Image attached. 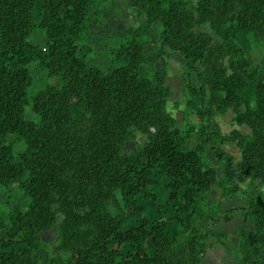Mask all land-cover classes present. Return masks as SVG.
I'll return each instance as SVG.
<instances>
[{"label": "trees", "instance_id": "16d2710c", "mask_svg": "<svg viewBox=\"0 0 264 264\" xmlns=\"http://www.w3.org/2000/svg\"><path fill=\"white\" fill-rule=\"evenodd\" d=\"M105 3L0 0V186L18 184L32 201L27 210L10 202L0 219V264H203L205 240L218 236L213 227L232 219V210L210 213L206 205L216 185L223 197L248 196L244 211L254 227L237 260L264 264V79L234 35L239 28L253 47L264 45V0H131L147 21L118 37L106 71L83 52ZM206 23L212 33L195 31ZM155 24L161 47L181 53L197 77L186 83V115L196 114L207 134L177 126L167 109V73L146 69ZM32 63L61 86L33 94ZM242 104L237 126L223 135L218 117ZM145 128L148 142L139 146ZM12 136L25 145L20 153ZM226 140L242 150L239 169L218 150ZM159 187L170 190L167 220L143 216L135 204L157 201ZM20 239L26 244L13 250Z\"/></svg>", "mask_w": 264, "mask_h": 264}, {"label": "crops", "instance_id": "0c3cea01", "mask_svg": "<svg viewBox=\"0 0 264 264\" xmlns=\"http://www.w3.org/2000/svg\"><path fill=\"white\" fill-rule=\"evenodd\" d=\"M187 1H189L190 3L194 5L197 3L198 0H187ZM109 2L111 5L113 4L114 10L112 11L111 15H108V17H106V15L103 16L102 23L99 24L98 31H97V35L100 37H97L96 35L90 36L87 39L88 40L87 43L97 42L99 44V43L105 42L107 53L110 56L111 48L117 44L118 37L123 35L130 28L139 27L143 25L147 21V17L144 13H138L132 5L128 4L126 0H109ZM161 31H162V25L156 24L155 26H153L152 32L155 36V39L158 42H160ZM195 31L197 32L204 31V32H210V33L213 32L210 23H206L202 26L200 25V26L195 27ZM242 34L245 37H247L243 32ZM149 45L145 47V52L147 56H148L147 48L149 47ZM166 48L168 47H165V50ZM174 53L176 56H178V58L180 57L181 60L183 61L184 71H182V74L179 75L178 69H173L171 73V76L172 78H174L176 83L173 86L167 83L168 87L172 90V95L168 98V101H167V109H168L169 114L177 120V124H178L179 122L178 118L171 113L170 103L172 102V106L179 107L180 109L179 112L183 114L184 119L186 121V126H184L183 128L181 127L179 128H181L182 130H187L189 132H196L197 130L202 129V126L199 127V129H195V130L190 129L187 126V124H189V122L191 121L190 116L191 115L197 116V115L196 114H191L188 116L186 115L187 98L184 100H181L179 92L186 90V83L189 81L196 84L197 77L195 81L190 80V77H189L190 74L187 71L183 56L179 52H174ZM252 66L254 65L252 64ZM183 76H184V80H183ZM167 80H168V75H167ZM176 94H178L179 99L175 101H171V99L174 98ZM252 108H255V103L252 104ZM245 110H242V111H245ZM197 118L199 119L200 124H205L200 120L198 116ZM243 128H246V127H243ZM205 130L206 129H204V131ZM247 130H249L248 127H247ZM205 134H207V132ZM224 134L225 133L223 132V135ZM192 141L194 142L191 143L192 144L191 145L190 142ZM190 142H189V147L192 149L198 145V140L194 136L191 138ZM229 145H233L237 148L238 155H235L234 153L229 152L226 149V147H228ZM218 150L221 153L225 152L234 157V168L235 169H239L242 166V162H243L242 150L237 145L236 142H233L230 140L220 142L218 144ZM236 156H237V159H235ZM219 163H220L219 160L212 162V164L214 165H218ZM249 186H250V180L240 183V187L244 191H249ZM161 192L162 194L164 193L165 195V202L169 203L170 190L163 189L161 190ZM223 193H224V188L222 186H219V185L214 186L209 192L208 197L206 198V205L209 208L210 213L219 212L225 215L227 214L228 211L232 210V219L228 222H221L213 227V230L218 234V236H213L205 240L206 255H205L203 264H239L237 260V255L238 253H241V250H242L243 241H244L243 235L244 233L253 229L254 227L253 221L251 219V217H253V214L250 212L247 213L244 211V208H246L249 203L248 196L246 194H243L241 191L237 193H233L226 197H223ZM170 209L172 210V208ZM171 216H173V212ZM247 217H249L248 220H246ZM222 235L223 237L220 238L219 236H222Z\"/></svg>", "mask_w": 264, "mask_h": 264}, {"label": "rangeland", "instance_id": "374dc122", "mask_svg": "<svg viewBox=\"0 0 264 264\" xmlns=\"http://www.w3.org/2000/svg\"><path fill=\"white\" fill-rule=\"evenodd\" d=\"M128 4H131V0H126ZM104 9L105 12L103 14L108 17V15L112 14V11L114 10L113 4L111 5L109 0H106V3L104 4ZM102 16V18H103ZM102 18H101V23H102ZM129 18V17H128ZM100 23V24H101ZM156 25V24H155ZM202 26V25H201ZM99 25H97L94 29V32L92 33L91 36H97V31H98ZM93 29V28H92ZM205 29V27H204ZM235 38L238 40V42L245 48L246 50V63L251 65L252 64L258 68L261 69L262 75L261 78H264V45L259 46V47H253L252 43L249 41V37H245L242 34V31L239 28H236L234 31ZM39 42H43V37L39 35L36 38ZM112 39V38H110ZM88 41V40H87ZM88 45L83 49L84 54L88 58V60L93 64L99 66L103 70H107L110 66V56L107 53L106 49V44L105 42L102 43H97V42H88ZM109 51V50H108ZM147 54H148V60L149 63L146 67L147 70H162L166 71L168 75V80L167 83L170 85H174L176 82L174 78H172L171 73L173 69H178L179 75L182 74V71H184V63L181 60V58L175 55L174 51L171 50L170 48L161 47L160 42H158L156 39L149 45L147 48ZM227 59L225 60L226 63ZM183 68V69H182ZM31 71L35 75V84L32 89V93L35 94L43 87L46 85H52L55 87L61 86V80L60 78L51 75L47 70L43 68L37 67L36 63H32L30 65ZM190 80H196V76L194 74H191ZM184 80V76H183ZM177 93V91H176ZM179 95L181 97V100H184L187 98V93L186 90H183L182 92H179ZM178 94L174 96V98L171 99V101L178 100ZM179 104V103H178ZM171 105V113L175 115L179 122L177 124L178 127L183 128L186 126V121L184 119L183 114H181L179 111V107L172 106V102L170 103ZM205 107H207V102L204 103ZM246 106L244 104L238 105V106H231L228 108L226 113L222 116H219V122L221 124L222 131L227 134L230 132L234 127L237 126L236 122H234V117L237 114L238 111L245 110ZM27 115L30 118H37V114L34 113L30 108L27 109ZM191 121L187 126L190 129H199V127L202 126V129H206L205 132H208V128L206 124H200L199 119L197 116L191 115L190 116ZM191 126V127H190ZM241 127H246L244 130H247V126L243 125ZM187 128V127H186ZM10 141L13 142L14 147L16 149L17 153H20L24 149V144L17 141L14 136L10 138ZM148 142V133L146 128L139 130L137 132V143L139 146H143L145 143ZM194 141L190 142L193 143ZM195 144V143H194ZM234 144V143H232ZM192 145V144H191ZM232 146V147H231ZM226 149L229 152L234 153L235 155H238V150L235 146L229 145L226 147ZM237 159V156L235 157ZM220 160V159H217ZM215 161V159L211 158V162ZM225 162V160H224ZM208 165H212L207 163ZM164 188L159 187L158 188V193H159V199L153 203L141 201V200H136L135 204L142 206L144 208L142 214L143 216H153L156 219L159 220H167L172 218V211H171V204L165 202V195L164 193L162 194L161 190ZM161 192V193H160ZM12 203L15 207H20L25 210L29 209L31 207L32 201L28 198L25 197L24 193L19 189L18 184H13L10 188L0 186V219L2 218H7V213L9 211V203ZM169 204V205H168ZM127 213L131 214L133 213V208L130 203H127ZM171 230L174 232L175 228L172 226ZM45 238L48 239L49 241L56 242L57 237L53 232H44ZM26 243L22 242V240H19V244L15 247H13V250H19L21 247H23Z\"/></svg>", "mask_w": 264, "mask_h": 264}, {"label": "water", "instance_id": "95a60500", "mask_svg": "<svg viewBox=\"0 0 264 264\" xmlns=\"http://www.w3.org/2000/svg\"><path fill=\"white\" fill-rule=\"evenodd\" d=\"M151 130H152V131H155V128H154V127H151Z\"/></svg>", "mask_w": 264, "mask_h": 264}]
</instances>
